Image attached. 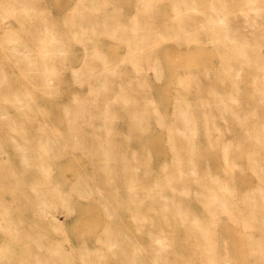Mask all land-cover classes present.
Returning a JSON list of instances; mask_svg holds the SVG:
<instances>
[{
  "label": "bare ground",
  "instance_id": "6f19581e",
  "mask_svg": "<svg viewBox=\"0 0 264 264\" xmlns=\"http://www.w3.org/2000/svg\"><path fill=\"white\" fill-rule=\"evenodd\" d=\"M11 2V8L6 7L8 0L1 2L5 9L2 15L29 17L33 21L31 24L37 27L31 29L29 24L23 32L41 46L36 55H29L25 52L27 43L15 41L20 38V31L5 28L4 41L14 42L8 47L11 53L5 56L22 68V72L35 73L38 77L35 78L44 86L12 88L7 84L11 80L7 78L8 71L3 61L0 62V151L5 149L1 138L7 135L4 140L11 143L16 154L14 158L0 159L1 193L9 194L12 199L10 203L0 199V229L10 241L21 242L19 247L0 242V264H244L236 255L230 256L228 247L219 245L212 237L215 222L205 223L197 216L183 215L186 209L180 197L187 196L196 200L207 198L214 209H223L237 217L245 229L256 231V223H264V217L257 221L256 203L246 198L249 194H243V202H236V189L239 188L233 183L235 181H222L209 172H205L203 179L198 178L200 171L197 168L202 158L196 151L193 137L187 142L181 140L180 148L177 143L170 142L174 163L157 164L158 170L153 171L151 149H138L140 143L130 140L129 133L123 134L125 138L120 135L128 120L139 138H144L150 127L144 125L142 115L130 107L126 94L118 89L109 95L110 92H104L105 86L96 85L109 79L83 76L94 73L91 67L72 70L76 74L75 81L87 83L89 87L82 95L75 94L63 107L67 126L62 129L49 123L56 111L52 104L50 107L38 98L41 95L48 100L45 92L57 94L53 89L65 80L61 77L63 69L56 68L55 60L60 57L69 21L57 22L56 28L49 32L47 19L39 9L28 6L30 0ZM260 47L255 44L239 48L247 66L264 68ZM39 65L43 67L39 68ZM257 78L252 79L254 86ZM34 80L26 78L27 82ZM262 80L264 82V77ZM39 87L43 91L38 90ZM57 96L62 97L59 93ZM256 96L264 104V86L257 89ZM117 100L119 108L113 104ZM10 107L18 109L16 117L8 111ZM253 115L256 116V110ZM246 117L241 120L245 122ZM254 121L253 125L243 124L244 133L227 139L222 147L228 173L237 166H230L233 160L227 158L230 144L240 150L250 145L246 162L255 177L257 174V190L264 195V132L256 133L264 131V124L256 126V119ZM50 131L56 134L55 137L48 135ZM184 145L186 150H183ZM73 154L87 157L91 167L78 170L75 180L67 186H52L51 165L57 166ZM71 167L75 166L72 164ZM254 191L256 193V186ZM58 206L63 207L67 214L65 218L73 214L75 217L84 207H96L103 219L95 226L98 228L103 224V227L93 234L92 227L87 228L81 240L77 243L75 239L73 243V238L53 213ZM22 208L30 210L33 216L29 226ZM126 211L132 220L130 229L123 227L122 217ZM184 218L190 219L188 234L197 240L187 256L178 251L175 235L178 236L176 225ZM245 241L251 245L261 239L250 235ZM88 242L97 246L89 248ZM247 251L250 255L248 264H256V246H249Z\"/></svg>",
  "mask_w": 264,
  "mask_h": 264
},
{
  "label": "rangeland",
  "instance_id": "374dc122",
  "mask_svg": "<svg viewBox=\"0 0 264 264\" xmlns=\"http://www.w3.org/2000/svg\"><path fill=\"white\" fill-rule=\"evenodd\" d=\"M2 1L7 0H0V62L3 61L8 71L7 78L11 79L7 84L16 89L44 86L40 79L35 78V73H28L26 69L27 72H22V68L5 56L11 53L8 47L14 45L13 41H4L5 28L20 31V38L15 41L26 42L28 47L25 52L29 55H36L41 45L34 43L23 32L30 25L31 29L37 27L32 25L33 21L24 15L4 17ZM30 1L28 6L39 9L40 14L47 19L49 32L56 28L57 22L69 21L65 27L60 57L55 60L56 68L63 69L61 77L65 80L53 90L62 97L53 92H45L48 100L41 95L38 98L50 107L52 104L56 111L49 123L62 129L67 126L63 107L75 94L82 95L89 87L87 83L76 82V74L72 70L91 67L94 73H85L83 76L109 79L107 82H97L96 85L105 86L104 92H110L109 95L118 89L126 94L130 107L142 115L143 124L150 127L146 136L139 138L135 136L137 132L128 120L120 135L125 138L123 134L129 133L130 140L140 143L138 149H151L150 153L154 157L153 171L158 170L157 164L174 163L175 156L170 142L177 143V148H180L181 140L187 142L193 137L196 151L202 158L197 168L200 171L198 178L203 179L205 172H209L222 181H235L233 183L239 188L236 189V202H243V194H249L246 198L256 203L257 221L264 217V195L257 190L259 179L257 174L255 177L245 157L250 145L240 150L230 144L227 158L233 160L230 166H237L234 169L232 167L233 171L228 173L229 167L222 147L227 139L244 133L241 128L243 124L253 125L254 119L256 126L264 124V104L256 96L257 89L264 86V68L247 66L239 49L242 45L258 44L264 61V0ZM11 3L8 0L6 7L11 8ZM96 53H99L98 57ZM42 67L39 65V68ZM255 76L258 77L256 86L252 83ZM26 78L35 80L27 82ZM37 89L43 91L42 87ZM118 102H113L116 108H119ZM17 110L10 107L8 111L16 117ZM255 110L256 116L253 115ZM245 116L246 121L243 122L241 119ZM120 122L124 120L121 118ZM260 132L264 131H256ZM53 134L52 131L48 133L50 137H55L56 134ZM5 137L7 135L1 138L5 149L0 151V159L14 158L16 154L11 143L5 142ZM186 149L184 145L183 150ZM90 167L87 157L73 154L57 166L51 165V185L67 186L75 180L78 170ZM255 186L256 193H253ZM1 191L0 199L10 203L11 196ZM180 198L186 209L183 215L189 214V218L197 216L205 223L215 222L212 237L219 245L228 247L230 256L236 255L239 262L248 264L250 255L247 250L249 246H256V264H264V223H256V231L245 229L236 220L237 217L223 209H214L207 198ZM58 208L53 213L61 227L63 225L71 235L73 243L75 239L77 243L81 240L87 228L92 227L93 234L103 227V224H99L98 228L95 226L96 222L103 219V214L96 207H84L75 217L73 214L66 218L63 207ZM22 211L29 226L33 216L30 210L22 208ZM189 218H184V221L176 225L178 236L175 233L178 251L186 256L197 243L195 237L188 234ZM122 222L125 229L133 227L129 211L124 213ZM5 235L0 229L2 244L21 246V242L10 241ZM250 235L260 238L261 242L248 245L245 239ZM88 245L91 248L95 244L88 242Z\"/></svg>",
  "mask_w": 264,
  "mask_h": 264
}]
</instances>
